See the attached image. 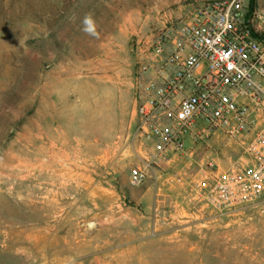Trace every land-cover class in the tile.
Wrapping results in <instances>:
<instances>
[{"label": "rangeland", "instance_id": "obj_1", "mask_svg": "<svg viewBox=\"0 0 264 264\" xmlns=\"http://www.w3.org/2000/svg\"><path fill=\"white\" fill-rule=\"evenodd\" d=\"M210 1L0 0V264H264V194L225 213L195 199L202 163L239 146L144 148L160 40Z\"/></svg>", "mask_w": 264, "mask_h": 264}, {"label": "built area", "instance_id": "obj_2", "mask_svg": "<svg viewBox=\"0 0 264 264\" xmlns=\"http://www.w3.org/2000/svg\"><path fill=\"white\" fill-rule=\"evenodd\" d=\"M157 64L140 109L148 157L192 160L212 140L237 145L228 168L202 163L195 199L217 213L256 203L264 194V15L243 0L200 4L172 42L161 38ZM148 171L133 169L132 185Z\"/></svg>", "mask_w": 264, "mask_h": 264}, {"label": "trees", "instance_id": "obj_3", "mask_svg": "<svg viewBox=\"0 0 264 264\" xmlns=\"http://www.w3.org/2000/svg\"><path fill=\"white\" fill-rule=\"evenodd\" d=\"M246 4L248 6V10L250 14H253L254 11L256 10V0H248Z\"/></svg>", "mask_w": 264, "mask_h": 264}, {"label": "bare ground", "instance_id": "obj_4", "mask_svg": "<svg viewBox=\"0 0 264 264\" xmlns=\"http://www.w3.org/2000/svg\"><path fill=\"white\" fill-rule=\"evenodd\" d=\"M101 114H102V113H101ZM101 117H102V116H101ZM104 117H106V116H103L102 118H104ZM102 118H101V119H102ZM104 119H106V118H104ZM95 120H96V119H95ZM97 121H98V120H97ZM100 122H101V124H102V121H100ZM104 122H105V120H104ZM95 123H96V122H95ZM88 125H89V124H88ZM96 125H97V124H96ZM103 125H104V124H103ZM88 128H89V126H88ZM88 128H87V129H88ZM92 128H93V127H92ZM92 128H90V129H92ZM101 128H102V127H101ZM107 128H109V127H107ZM96 129H97V128H96ZM102 129H103V128H102ZM92 130H93V129H92ZM99 130H100V129H99ZM105 130H106V129H105ZM94 131H95V128H94ZM96 131H97V130H96ZM62 132H63V131H62ZM103 132H104V130H103ZM107 132H108V130H107ZM107 132H106V133H107ZM66 133H67V132H65V134H66ZM98 133H99V131H98ZM99 134H100V133H99ZM101 134H102V133H101ZM62 135H63V134H62ZM70 136H71V135H70ZM103 136H104V135H103ZM64 137H65V136H64ZM68 137H69V136H68ZM68 137H67V138H68ZM53 138H54V137H53ZM65 138H66V137H65ZM69 139H70V138H69ZM69 139H68V140H69ZM66 141H67V140H66ZM50 142H51V141H50ZM47 143H48V142H47ZM66 143H67V142H66ZM48 146H49V144H48ZM53 146H54V145H53ZM89 152H90V151H89ZM106 152H107V151H106ZM93 154H94V153H93ZM68 173H69V172H68Z\"/></svg>", "mask_w": 264, "mask_h": 264}, {"label": "clouds", "instance_id": "obj_5", "mask_svg": "<svg viewBox=\"0 0 264 264\" xmlns=\"http://www.w3.org/2000/svg\"><path fill=\"white\" fill-rule=\"evenodd\" d=\"M91 23H92L91 18H90V17L87 18V19H86V24H91Z\"/></svg>", "mask_w": 264, "mask_h": 264}]
</instances>
